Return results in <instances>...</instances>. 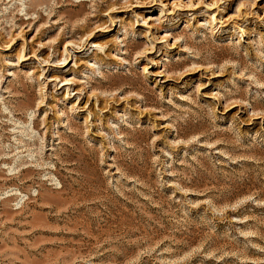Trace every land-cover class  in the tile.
I'll return each mask as SVG.
<instances>
[{"label": "rangeland", "instance_id": "obj_1", "mask_svg": "<svg viewBox=\"0 0 264 264\" xmlns=\"http://www.w3.org/2000/svg\"><path fill=\"white\" fill-rule=\"evenodd\" d=\"M0 264H264V0H0Z\"/></svg>", "mask_w": 264, "mask_h": 264}, {"label": "bare ground", "instance_id": "obj_2", "mask_svg": "<svg viewBox=\"0 0 264 264\" xmlns=\"http://www.w3.org/2000/svg\"><path fill=\"white\" fill-rule=\"evenodd\" d=\"M51 81H53V80H51Z\"/></svg>", "mask_w": 264, "mask_h": 264}]
</instances>
